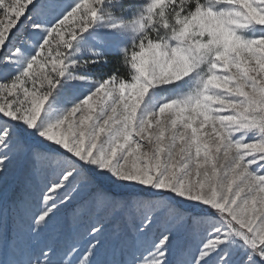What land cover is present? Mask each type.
Instances as JSON below:
<instances>
[{"label":"snow or ice","instance_id":"snow-or-ice-1","mask_svg":"<svg viewBox=\"0 0 264 264\" xmlns=\"http://www.w3.org/2000/svg\"><path fill=\"white\" fill-rule=\"evenodd\" d=\"M0 264H264V0H0Z\"/></svg>","mask_w":264,"mask_h":264}]
</instances>
